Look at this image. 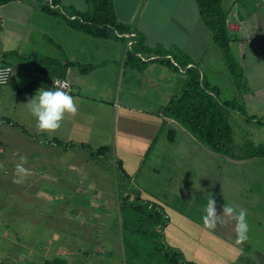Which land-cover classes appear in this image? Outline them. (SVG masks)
I'll list each match as a JSON object with an SVG mask.
<instances>
[{
    "label": "crops",
    "instance_id": "obj_1",
    "mask_svg": "<svg viewBox=\"0 0 264 264\" xmlns=\"http://www.w3.org/2000/svg\"><path fill=\"white\" fill-rule=\"evenodd\" d=\"M222 4L227 13V30L234 38L231 52L242 69L244 87L235 86L195 0H113L118 21L130 27L127 33L115 32L116 37H93L68 23L67 18L75 16L67 13L68 7L84 11L86 0H13L0 4V58L15 68L0 92L7 85L9 98L14 94H18L17 99L20 97V115L16 104L13 121L31 135L44 134L63 142L58 145L26 135L32 149L37 146L85 151L79 143L91 149L109 145L110 157L116 163L120 161L118 171L124 172L130 189L139 192L142 201L159 205L168 217L162 229L163 240L179 250L186 261L264 264V254L253 252L258 249L253 243L262 230L260 222L249 224L248 238L239 244L235 221L222 217L227 223L215 228L204 224L205 207L196 203L215 193L222 176L221 162L229 161L227 156L201 144L178 122L162 115L161 107L181 89L185 70L173 55L165 57L177 70L156 60L159 56L149 51L137 53L144 61L154 59L143 70L125 63L139 34L151 49L177 48L189 59L187 67H196L208 88H217L220 101L236 98L253 117H236L239 112L230 110V119L257 123L256 119L264 114V0H223ZM44 6L57 9L62 15ZM41 58L47 61L40 62ZM85 64L94 67L80 72L79 65ZM62 78L70 82L77 111L66 113L59 129L40 132L25 103L38 89L53 87V81ZM5 94L3 91L2 97ZM8 127L19 129L0 124L3 133ZM169 128L176 133L172 142L166 136ZM65 143L74 145L65 148ZM258 158H231L229 167H246L253 172L264 166ZM213 198L217 214H222L228 203ZM177 201L191 203L183 209L171 204Z\"/></svg>",
    "mask_w": 264,
    "mask_h": 264
},
{
    "label": "rangeland",
    "instance_id": "obj_2",
    "mask_svg": "<svg viewBox=\"0 0 264 264\" xmlns=\"http://www.w3.org/2000/svg\"><path fill=\"white\" fill-rule=\"evenodd\" d=\"M6 87L0 92V115L12 118L16 104L19 115L22 105L18 94L9 98ZM230 123L235 153H243L242 146L247 142L264 144V126L239 123L233 118ZM3 129L0 128V262L42 264L45 259L59 257L66 264H125L121 228L122 208L127 204L122 197L135 191L130 189L129 180L119 174L117 163L110 157L112 152L94 160L78 148L32 149L20 129L8 127L7 133ZM21 157L29 174L23 183H15V166L21 163ZM227 157V161H233L234 157ZM258 160L264 163V158ZM229 162H221L222 176L212 195L229 206L246 210L248 224L260 222L262 230L253 243L258 251L253 252L264 254V166L252 172L246 167L230 168ZM206 200L196 204L205 207ZM190 203L171 204L184 209ZM130 225L153 229L147 220Z\"/></svg>",
    "mask_w": 264,
    "mask_h": 264
},
{
    "label": "trees",
    "instance_id": "obj_3",
    "mask_svg": "<svg viewBox=\"0 0 264 264\" xmlns=\"http://www.w3.org/2000/svg\"><path fill=\"white\" fill-rule=\"evenodd\" d=\"M9 1L13 0H0V4ZM36 1L42 2L43 0ZM53 1L56 2V0ZM195 1L201 17L211 32L215 45L221 51L225 66L234 77L235 86L237 88L244 87L242 69L231 52V42L234 38L227 30V13L223 8V0ZM86 3L87 8L84 11L76 10L72 7L67 9V13L75 15L71 20L67 18L68 23L73 28L93 37H116L115 32L122 34L130 30L129 26L118 21L114 11L113 0H86ZM43 8L52 13L62 15L57 9H52L48 6ZM161 47L157 46L155 49L147 47L143 36L139 34L134 50L127 52L125 63L131 68L141 71L154 59L144 61L137 53L149 51L159 56L156 60L177 70V67L165 57L166 55H173L174 61L178 66L185 70L181 89L173 94L167 103L161 107L162 115L178 122L201 144L217 154L234 158H264V144L247 142L242 146L244 152L240 154L232 150L233 130L229 112L230 110H236L245 116L247 120L253 119L252 116L247 114L244 106L236 98L220 101L217 97V88H208L196 67H187L189 59L186 55L177 48L166 50ZM38 60L40 62L47 61L46 58ZM93 67V64L79 65V71L86 72ZM256 122L264 126V114L258 117ZM1 123L19 127L21 132L30 138L36 139L40 137L53 141L58 145L63 144L62 141L56 138H48L44 134L31 135L23 126L17 124L9 117L0 115ZM166 136L169 141H174L175 130L167 129ZM72 145L74 143H65L63 147L66 148ZM79 146L88 153L89 159L94 160H99L105 153L111 152V147L108 145L99 147L96 151L85 143H79ZM117 164L120 167L121 163L119 160ZM121 172L119 174L124 176V172ZM122 198L127 204V207L124 204L122 205L124 206L122 208L124 222L121 228L125 264H195L186 261L179 250L168 246L164 242L162 229L167 224L168 217L163 213L159 205L150 201H142L139 192L134 194L127 193ZM144 220H147L148 224L153 226L151 231L139 225ZM134 221L139 225L138 227L135 226L136 228L130 225ZM157 227H160V229ZM0 264L6 263L0 262ZM42 264H66V262L59 257H54L45 259Z\"/></svg>",
    "mask_w": 264,
    "mask_h": 264
},
{
    "label": "clouds",
    "instance_id": "obj_4",
    "mask_svg": "<svg viewBox=\"0 0 264 264\" xmlns=\"http://www.w3.org/2000/svg\"><path fill=\"white\" fill-rule=\"evenodd\" d=\"M25 104L31 116L35 119L36 128L40 132H53L59 129L65 114H75L77 111L74 97L64 90L63 84L55 82H53V87L38 89ZM28 174L29 169L24 167V158L21 157V163L15 166L14 175L18 179L14 182L23 183ZM222 217L234 219L237 235L236 243L239 244L247 240L249 224L246 218V210L237 209L233 206H223L222 214L218 215L216 200L210 195L202 217L205 226L215 228L219 223H227V220L222 219Z\"/></svg>",
    "mask_w": 264,
    "mask_h": 264
},
{
    "label": "built area",
    "instance_id": "obj_5",
    "mask_svg": "<svg viewBox=\"0 0 264 264\" xmlns=\"http://www.w3.org/2000/svg\"><path fill=\"white\" fill-rule=\"evenodd\" d=\"M50 1L51 0H49V2ZM50 5L53 4L51 3ZM72 18H74V16ZM14 72L15 68L0 58V88L9 82V80L13 77ZM53 82L63 84L64 90L69 92V94L71 93V85L67 78L55 79Z\"/></svg>",
    "mask_w": 264,
    "mask_h": 264
}]
</instances>
